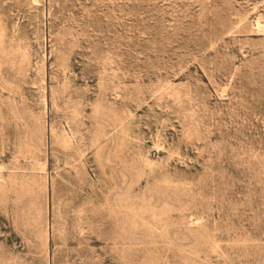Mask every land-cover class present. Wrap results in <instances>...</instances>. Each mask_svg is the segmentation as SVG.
<instances>
[{"label": "rangeland", "instance_id": "rangeland-1", "mask_svg": "<svg viewBox=\"0 0 264 264\" xmlns=\"http://www.w3.org/2000/svg\"><path fill=\"white\" fill-rule=\"evenodd\" d=\"M0 264H264V0H0Z\"/></svg>", "mask_w": 264, "mask_h": 264}]
</instances>
